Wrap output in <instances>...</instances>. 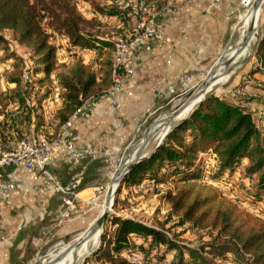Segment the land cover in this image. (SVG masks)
<instances>
[{
    "label": "trees",
    "instance_id": "16d2710c",
    "mask_svg": "<svg viewBox=\"0 0 264 264\" xmlns=\"http://www.w3.org/2000/svg\"><path fill=\"white\" fill-rule=\"evenodd\" d=\"M148 1L158 9L164 5V0ZM76 2L0 0V48L8 52L7 41L1 33L12 32L15 41L29 48L37 58L36 63L41 67L39 72L46 78L60 67L57 64V47L50 41L54 35L65 38L69 49L95 53L94 62L86 64L80 54L73 52L72 64L63 66L66 71L58 76L60 94L57 109L46 130L52 136L59 133L84 101L104 96L113 85L114 42L99 36L100 22L96 17L86 18L81 14ZM91 4L96 14L118 18L127 28L131 27L132 2L126 7ZM254 56L262 67L256 69L254 74H264V33ZM10 59L20 64L23 62L22 58L8 52L0 63H7ZM21 82V78L12 77L8 83L14 84L15 89L3 91L0 88V116L13 102L24 110L22 122L29 127L34 121L39 130L45 125L43 107L49 97L45 96L36 105L30 104L33 82L27 84L25 90ZM242 103H246L245 106ZM247 103L249 101L243 98L236 104L209 98L190 118L167 135L151 157L129 174L126 184H138L147 179L156 184L172 183L174 191L170 190L163 196L168 207L166 220L160 228H156L114 218V233L110 238L103 233L101 238V245L111 246V250H108L112 254L100 246L99 253L103 255H98V258L106 257L112 264H162L171 254L169 264H264V227L257 229L258 224L252 215L243 214L216 191L201 186L198 181L202 176L193 170L197 154L201 150H211L216 161V176L245 167L247 179L258 177L256 189L259 192L254 196L258 200L264 198V121L258 125L254 119L255 111ZM5 117L3 123L0 122L2 132H9L19 124L16 119ZM172 219L178 220L177 226L189 224L197 232L209 231L217 233V237L210 245L199 248L182 245L179 236H169L171 228L166 230ZM223 236L229 237L228 241L219 243ZM131 237L142 238L147 246H136L131 242ZM206 251L214 256L219 254V262L210 260ZM124 252L137 257L138 253L135 252H140L143 257L140 263H131L122 258ZM248 255L251 259H246ZM157 260L159 262H155Z\"/></svg>",
    "mask_w": 264,
    "mask_h": 264
},
{
    "label": "crops",
    "instance_id": "0c3cea01",
    "mask_svg": "<svg viewBox=\"0 0 264 264\" xmlns=\"http://www.w3.org/2000/svg\"><path fill=\"white\" fill-rule=\"evenodd\" d=\"M214 2L190 0L162 14L156 22L159 37L144 46L133 63V95L119 110L109 97L97 99L88 113L73 121L70 133L76 144L99 155L80 163L60 159L52 169L63 185L81 180V200L111 180L115 162L125 156L147 118L195 89L233 41L239 22L231 12L239 0H219L215 8ZM3 174L17 189L0 203V264H27L36 247L66 241L83 229L84 215L59 222L62 196L52 190L33 192L31 174L16 169Z\"/></svg>",
    "mask_w": 264,
    "mask_h": 264
},
{
    "label": "rangeland",
    "instance_id": "374dc122",
    "mask_svg": "<svg viewBox=\"0 0 264 264\" xmlns=\"http://www.w3.org/2000/svg\"><path fill=\"white\" fill-rule=\"evenodd\" d=\"M76 1H77L76 3H77L78 11L81 14H83L86 18L96 17L98 22H100L99 36L102 39L108 41L111 40L115 42L118 39L122 38L125 34L131 32V28L134 23L133 12L131 17L132 22H130L131 27L127 28L126 25L118 18L104 17L99 14H96L93 11V8L91 7L92 2L94 4H102L103 6H109L106 3L107 2L106 0H87V1L76 0ZM132 3L134 6L133 8L135 9L137 0H132ZM247 10L248 9L240 10V12L236 15V19L239 22V24L237 25V29L233 41L224 51L226 52V56L234 52V50L241 43L240 32H242L243 24L240 22V18L242 15H244L247 12ZM263 33H264V3L262 4V7L260 9L259 26L256 30V33L254 34V38L257 39H255L254 41L255 44L253 43L252 54L233 71L229 80L225 84L212 88H210L211 87L210 86L206 91L205 95L203 96V98L205 97L204 103L209 98H213V97L232 104H236L238 100L241 98L247 99L249 101V103H247V106L255 111L254 119L256 120L258 125H260L261 121H264V74H256V75L254 74L256 72V69L262 68L254 55ZM1 34L4 36V38L7 41L8 52H13L16 56L22 58L23 62L20 64L17 63L16 60L10 59L7 63L6 62L4 64L0 63V76H1L0 88L3 91L5 90L9 91L15 89L16 87L14 84L8 83V80L14 77V78H21L22 89L25 90L26 84L22 80V76L26 68L25 62H28L29 64L33 63L32 66L33 78L31 82H33L34 87L32 88V91H30V99H29V103L31 102L30 104L36 105L38 101L43 99L45 96H48L49 98H54L55 95L57 97L59 96L60 91L58 89L59 88L58 76L66 71L65 67H68L72 64L71 57L74 56L73 52H77L78 54H80L82 56L83 61L86 62V64L93 63L94 60L96 59L95 53L93 51L82 52L78 49H69L68 41H65L66 40L65 38L54 35L50 41L52 44H54L57 47V64L60 67L56 71H54V73H52L49 78H46L42 72L41 73L39 72L40 70L39 68L41 67L36 63L37 58L33 55V53L29 48H27L26 46L19 45L15 41L12 32L4 31ZM8 52L0 48V62L6 57ZM207 75L204 76L203 81L200 82L195 89L186 93L183 96H179L176 100H174L171 103H168L162 109L156 110L147 118L145 123L139 129L137 138L135 139L133 144H131L125 156L121 160H119V162H115V168L113 170V176L111 180L106 182V184L100 186L98 190L94 191V195L91 197L94 198L92 202L88 206H86L82 212L79 213V215H84V218L86 220V223L83 225V229L80 232H77L69 236V238L66 240L67 242L55 241V242H51L48 245H45V247L42 248L36 247L34 254L32 255V258H30L27 264H47L49 262L50 255L53 252H55L57 249H59L58 247H61L62 245H66L67 247V245L76 242L77 239L82 234H85V232L90 228V225L92 226L101 215L103 205L106 201L108 189L112 181L114 180V177L120 172L124 162L131 155V153L136 148L138 147L141 148V146L145 142L146 130L151 128V134L149 137L150 142L145 147L143 153L145 156H149L156 150L157 145L160 143L158 140L160 131L165 129L166 127L170 128L173 125H176L181 120L186 118V116L189 114L191 110L188 113H185V111H183L176 119L169 121V119L176 112L181 111L187 103H191L192 102L191 100L196 99L195 95L197 94L200 86L206 79ZM196 103L193 105V107L195 108H197L198 106ZM13 104H14L13 102H10L5 110L11 108L10 106ZM245 104L242 103L243 106H245ZM34 116H36V113ZM188 116L190 118L191 113ZM22 118L24 119L25 116H22ZM34 124L36 126L35 122ZM163 132L162 134H164ZM171 132L172 131H170V133ZM162 138L160 139V141L162 140ZM165 139L162 140L163 143ZM214 158L215 157L211 150H201L197 154V159L195 161L193 170H196L202 176L201 179L198 181V183L201 184V186H205L207 188H211L214 191H216L223 198L228 200V204L235 205L240 212H243V214H247L250 216L252 215L251 217L254 219V222L258 224L257 229H260L259 226L264 227V213H263L264 198L262 200H258V198L254 196L256 192H259V190L256 189L258 177L256 176L253 177L252 179H247L245 175V167H241L232 173L226 171L224 175L216 176L215 175L216 161ZM170 190L174 191V187L170 182L164 184H156L148 179L142 180V182H139L138 184L135 183L126 184L124 182L121 188L115 194L113 205L110 209V212L100 232L101 238L103 233H106L107 238H110L114 233L116 229V226H114L113 224L114 218L132 220L138 223H142L146 226L160 228L161 223L166 220V214L168 210V207L163 201V196ZM262 194L264 197V192H262ZM177 222H178L177 219H172V221L166 226V230L171 228V230L168 231L169 236L170 237H173V235L179 236V240L181 241L182 245L189 246L190 248H199L202 246L210 245L212 242H214V239L217 237V233H211L209 231L197 232V230L192 229V227L189 224H186L184 226H177L176 225ZM228 239L229 237L223 236L218 240V242L225 243L226 241H228ZM131 242L136 246L145 245L143 244L144 240L138 237H131ZM101 248L105 250V252L108 251L112 254V251L108 250V249L111 250V246H109L108 244H105L103 246L101 245ZM99 252L100 251L98 249L96 251L97 257H95L96 254L95 253L84 259L80 264H112L111 262H109V260L106 257H103L102 259L98 258V255L99 256L103 255L102 253ZM206 252H207L206 256L210 260L215 259L216 262H219V258H220L219 254H216L214 256V254L212 253L209 254L210 251H206ZM135 253H138V258L140 261V259L143 257V254L140 255V252H135ZM132 257L133 255H131L128 252H124L122 255V258L130 261L131 263H133ZM65 258L63 260H65ZM155 258L157 259L158 257ZM171 258L172 255L169 254L164 259L162 264H169ZM231 258L233 257L231 256ZM246 259H251V258L248 255ZM153 260L154 258L152 259V262ZM149 261L151 262V260ZM155 262H159V261L157 260Z\"/></svg>",
    "mask_w": 264,
    "mask_h": 264
},
{
    "label": "built area",
    "instance_id": "2783aa9c",
    "mask_svg": "<svg viewBox=\"0 0 264 264\" xmlns=\"http://www.w3.org/2000/svg\"><path fill=\"white\" fill-rule=\"evenodd\" d=\"M106 1L109 6L118 5L121 7H126L132 2V0ZM189 1L164 0L163 7L158 9L154 3L148 0H137L133 10L134 23L131 32L114 42L112 56L113 85L100 98L109 97L116 110L122 107L124 100L133 95L135 85L131 81V77L133 75V63L137 58V54L151 40L159 37L156 25L157 19L162 14H171L176 7ZM255 1L239 0V4L235 6L231 15L236 16L240 10H250ZM218 2L219 0H215L212 7L215 8ZM25 66L22 80L27 85L33 78V63L25 62ZM97 99L84 101L82 106L56 136H52L46 131L57 109L58 97L56 95L54 98L47 99L44 104L45 125L39 130L36 128L34 121L29 127L22 122L23 119L21 118L24 115V110L18 104H13L10 106L11 108L4 111V114L0 116L1 123H3L7 114L8 117L18 120L19 124L9 132H2L0 127V203L9 200L17 189V184L13 180L5 178L3 173L7 169L21 170L24 173L31 174L34 182L32 186L33 192L52 190L62 196V207L58 212L59 222L79 215L92 202L94 198L86 201L79 198L80 179H72L63 185L57 181L52 167L60 159L80 163L86 157L95 158L99 155L98 151L78 146L70 133L73 121L88 113L91 110L92 103ZM40 180L42 183L38 185ZM132 261L133 263H140L137 256H133Z\"/></svg>",
    "mask_w": 264,
    "mask_h": 264
},
{
    "label": "bare ground",
    "instance_id": "6f19581e",
    "mask_svg": "<svg viewBox=\"0 0 264 264\" xmlns=\"http://www.w3.org/2000/svg\"><path fill=\"white\" fill-rule=\"evenodd\" d=\"M259 21H260V10L259 11H254L253 9H250L248 10L244 15L241 16L240 18V22L243 24V28H242V32L241 33V43L243 42V40L247 37V32H248V29L249 27L254 23L255 25V29H254V32L256 33V30L259 26ZM254 33V34H255ZM255 39L257 38H254V36L252 37V39L250 40L249 44H248V47L238 56V58L236 59V61L232 64V66L228 67V66H220L218 67L217 71H216V76H217V81L215 83H213L211 85L210 88L212 87H216V86H221L223 84H225L230 76L232 75L233 71L238 67L240 66L251 54H252V46H253V43L255 41ZM240 43V45H241ZM255 44V43H254ZM239 45V46H240ZM236 55V49L234 50V52L228 54L226 56V52L224 54V60H228L230 58H233L234 56ZM239 69V68H238ZM199 100V101H198ZM203 100V96H200L199 98H196L195 100H193L191 103L188 104V106L184 109L185 113H188L189 114L194 110L195 107H193V105L196 103L198 105V103ZM188 114V115H189ZM187 115V116H188ZM186 116V117H187ZM160 121V120H159ZM159 123V122H158ZM164 123V121H163ZM161 126V125H160ZM158 128H161V127H158ZM169 127H166L165 129L161 130L160 133H159V137H158V140L159 142H161L167 132H169V130L171 129V127L168 129ZM153 129V128H152ZM168 129V130H167ZM153 131V130H152ZM164 131V132H163ZM162 132L164 134H162ZM154 133V132H153ZM154 135V134H153ZM158 136V135H157ZM163 138H162V137ZM162 138V140L160 141V139ZM139 148V147H138ZM138 148H136L132 153L131 155L126 159V161L124 162L123 166H122V170L127 168L128 166H130L136 159V155H137V150ZM144 155V153H143ZM110 188V187H109ZM117 186L116 184H113L112 186V190H113V194L115 193V190H116ZM113 196L112 195V201H111V204H110V207L109 209H111L112 205H113ZM106 201L103 205V209L101 211V214L103 213V211L106 209ZM100 217V216H99ZM91 227V225H90ZM102 230V229H101ZM101 230L97 231L96 233H94L93 235H90L84 242L82 245H80L79 247L75 248L72 252H70L67 257L65 258V260L61 261L60 263L58 264H80L84 259H86L89 255H91V253L95 250H97L100 246V238H101ZM84 234H82L78 239V240H81V238H83ZM76 241V242H77ZM59 249H57L55 252H53L51 255H50V258H49V262H52L54 260H56V258L58 256H60L64 250H66V245H62L61 247H58ZM71 261V262H70ZM48 262V263H49ZM47 263V264H48Z\"/></svg>",
    "mask_w": 264,
    "mask_h": 264
},
{
    "label": "water",
    "instance_id": "95a60500",
    "mask_svg": "<svg viewBox=\"0 0 264 264\" xmlns=\"http://www.w3.org/2000/svg\"><path fill=\"white\" fill-rule=\"evenodd\" d=\"M264 3V0H256L253 4V6L251 7V9H253L254 11H259L262 7V4ZM254 29H255V25L254 23L249 27L248 29V32H247V37L243 40V42L241 43L240 46H238L236 48V55L233 57V58H230L228 60H224V54L225 52L223 53V55L221 56V58L212 66V68L210 69L206 79L204 80V82L202 83V85L200 86L197 94L195 95L196 98H199L200 96H204L206 91L208 90V88L214 83L216 82L218 79H217V76H216V71L218 69V67L220 66H232V64L236 61V59L238 58V56L248 47V44L250 42V40L252 39V37L254 36ZM204 100H205V97L203 98V100H201L199 103H198V107L202 106L203 103H204ZM193 101V100H191ZM189 103H187L184 108L181 110V111H178L176 112L170 119L169 121H172L174 119H176L181 112L184 111V109L188 106ZM195 108L191 114L197 109ZM189 118L186 117L184 118L183 120H181L179 123H177L176 125H173L171 127V129L169 130V132H167L166 136L170 133V131H173L177 126H179L180 124H182L185 120H187ZM150 134H151V128L147 129L146 132H145V142L143 143V145L141 146V148H139L137 150V155H136V159L135 161L130 165L128 166L127 168L125 169H121L120 172L114 177V180L112 181L111 185H110V188L108 189V192H107V197H106V209L103 211V213L100 215V217L95 221V223L85 232L83 238H81V240H78L77 242H74L73 244H69L67 245V248L66 250H64V252L58 256L56 258V260L52 261V262H49L48 264H58L60 263L70 252H72L75 248L79 247L80 245H82L84 242H86L85 240L90 236V235H93L94 233H96L97 231L101 230L105 221H106V218L110 212V204H111V201H112V195L113 196V201L115 199V194L117 193V191L121 188L122 184L125 182L126 178L129 176V174H131V172L139 165L141 164L142 162H144L145 160H147L149 157H151V155L162 145V141L157 145L156 147V150L149 156H145L143 155V151L145 149V147L148 145V143L150 142ZM165 139V138H164ZM113 184H116L117 188L115 190V193L113 194V190H112V186ZM67 242V241H66ZM100 246H101V243H100ZM99 246V248H100ZM98 248V249H99ZM97 249V250H98ZM93 251L91 253V255L95 254L96 251ZM89 255V256H91ZM88 256V257H89Z\"/></svg>",
    "mask_w": 264,
    "mask_h": 264
}]
</instances>
